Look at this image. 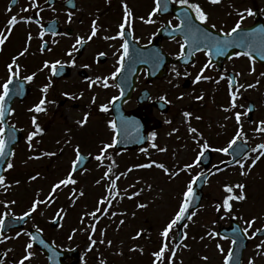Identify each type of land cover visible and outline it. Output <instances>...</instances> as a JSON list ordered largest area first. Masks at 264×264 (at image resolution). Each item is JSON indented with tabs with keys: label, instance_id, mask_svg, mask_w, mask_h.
I'll list each match as a JSON object with an SVG mask.
<instances>
[{
	"label": "snow or ice",
	"instance_id": "obj_1",
	"mask_svg": "<svg viewBox=\"0 0 264 264\" xmlns=\"http://www.w3.org/2000/svg\"><path fill=\"white\" fill-rule=\"evenodd\" d=\"M15 2L16 0H13V4ZM222 2L223 0H207V3L210 5H220ZM45 3L49 4L51 7L50 0H45ZM68 3L72 4V0H68ZM170 4L176 5L181 9L180 15L177 16V19L180 21V23L172 27L171 33L179 32L185 37L183 42L180 44V52L177 59L187 63V61L191 57H194L197 52H204L205 56L207 57L206 63H204V65L199 69L191 83L196 85L204 81L215 82L216 84H219L221 81L226 79L228 83L230 103L227 106H222V110L224 112H233V110L237 109L238 107L244 110L234 112L237 128L235 130V134L229 139L227 145L224 147H213L209 140L205 138L204 133L197 127L192 126L191 121L194 117L193 112L183 111L182 115L185 118L184 122L187 124V132L190 134L193 143L197 146L196 155L192 162L185 163L182 167L175 165L170 168L164 162H158L157 160L151 159L149 148L142 147L140 151L149 157L148 162L134 164L122 172L116 171L118 168L117 161L109 152L110 149H114L116 145L122 142L119 138L121 135V129L117 127L116 120H109L107 122L108 126L113 130L112 140L111 142L102 143L98 154L93 157L99 162L98 167L106 168V170L103 172V175L95 181L97 185L107 181L105 184V193L98 198L96 206L92 211H86L83 214L80 219V225H82V227L73 228L71 230V234L68 236V240L71 241L78 232L87 233L88 243L84 249L83 255L80 257L81 264H88L86 259L88 253L96 249L98 245H107L108 247H111L113 244L111 239H105L107 234L106 227L100 229L101 238L99 240L95 238L97 226L101 219L105 217L115 218L117 216L127 217L129 215V213L126 211H110L114 207V202L122 201L125 198L131 200L140 197L145 191V188L148 190L152 189L153 185L150 183L145 184V187H141L136 191H132L131 193H129L128 188L123 190L119 188L118 181H120L122 177L127 178L128 174L134 169H151L156 167L161 169L163 173L169 178V180H173L180 176V174L183 172L190 173L193 168H199L202 164L203 158L206 155V152L213 151L230 156L229 160L221 161L220 163L225 165V167L238 166L240 169V175L242 177H247L250 175L252 168H254L257 163L261 161L262 158H264V142L258 143L254 147L250 146L249 137L247 136L242 123V117H247L251 112L254 111V107L250 105L245 108L244 105L238 104V100L243 95L242 90L247 91L248 89L256 88L260 83V79L257 78L254 83L240 82L239 78L243 75L242 71H234L232 74L222 72L218 78L205 75L207 71L215 67L212 60L213 55H226L229 60L240 58L242 56L247 57L251 62L249 74L251 75L252 73H255L257 56H259L261 61H264V29H257L251 32L244 31L243 22L246 19V16H254L256 12L250 7L244 8L243 10L236 9V15L238 16V19L235 21L234 26L230 27L228 30H225L224 28L217 27L218 22L212 21V12L207 10L201 4L200 0H154V7L148 13L147 19H145L143 16H141L140 19L144 23L154 24L156 23L154 17L160 12L167 13L169 11ZM72 6L75 8L74 4ZM122 7L123 18L122 22L118 26V32L113 36L103 37L105 40H122L120 48L117 50L118 59L116 61L117 66L115 67V71L111 72L110 75H95L94 77L85 76L88 89H92L94 86L102 87L104 89L110 87H117L120 89L118 96H113L107 103H101L98 105L99 111L103 113L109 112L110 107L114 105L116 101L125 96L124 88L120 87L119 84H110V80H116V78L125 70V61L130 55V44L126 37L131 35L134 13L127 4L126 0H122ZM30 8L38 9L36 12L37 17H39L40 13L44 10L40 8L37 0H30ZM29 10V8L21 9L22 12H27ZM8 11H11V6H9ZM52 11H56V9L52 7ZM229 14L231 15V13ZM73 15L74 13L72 11L67 13V22L69 24L73 22ZM22 22L36 23L39 25V38L41 40L39 51L41 53H44L45 51H51V48L48 46V41L44 39L47 33H50L53 37L57 35H70L68 32L58 33L54 26L45 28L40 19H33L32 16L18 17L17 15H12L7 21L6 28L0 29V53L4 51V46L12 35V31L15 26ZM171 23V21H168V25L171 26ZM161 27H164V25H161ZM99 31L100 25L98 23V19H93L90 34L87 35L86 38L85 36L79 34L75 36L74 43L66 52V55L71 58L69 61H62L60 59L50 61L46 59L43 61L42 67L37 69V71H32L30 74H22L24 69L20 63V59L29 53L31 41L33 39L32 33L29 32L25 46L16 55L11 57L10 62L6 63V77L2 82H0V190H2L4 193H8L15 186H19L21 184L20 179L9 181L6 174L10 171H14L16 168L14 163V157L16 156L14 145L18 142L17 133L24 131L22 128H18L15 123L8 122L7 118L16 113V109L9 105V97L13 94L18 97H22L25 92V84L32 83L36 79L38 72H43L45 69H49L51 76H56L63 71L65 64L75 68L77 66V59L73 56V53L79 52L80 48L84 47L89 41H92L93 38L97 36ZM173 39H175V36H173ZM53 43H58V41L53 40ZM186 45L191 46V50L187 54H185ZM237 48L244 50L233 51L232 53H229V49ZM116 54L117 53H114V55ZM106 55V52H98L96 56V63H100V58L105 57ZM160 62L161 58L157 53L154 66L159 67ZM144 63H147V61H144ZM194 66L195 65L193 64V67ZM80 67L90 69L92 66L90 64H83ZM171 72L174 73V77L173 79L168 80V84L172 85L173 88L180 87V84L173 83V80L181 78V76L187 79L192 75V73L188 71L187 67L184 69L183 73H181V71L177 70L175 65L172 66ZM259 75L260 77H264V72H261ZM51 76L48 78V83H45L39 89L42 95L40 96L38 102L27 109L29 113H33L30 118L32 130L27 132L24 140L28 146L29 152L33 154L29 155L27 159L23 161L25 165H27L28 161L31 160H41L44 157L51 158L57 155V151L48 150H40L37 153V149L42 142L41 140L37 139V137H42L45 134V128L41 126L40 122H38L37 114L43 113L47 115L49 111L48 106L57 103V101L48 98L49 91L52 87ZM61 95L68 100H80L84 97V92L81 91L77 94L64 91L61 93ZM184 95V93H181L176 98L178 100H182L184 99ZM194 98L197 101H202L204 99V93L202 92L200 95H197ZM158 99L162 106L170 105L172 103V101L168 99L166 93L160 95ZM96 101L97 96L93 95L91 97V104H96ZM90 116L91 111H86L82 119L76 121L77 125L84 127L86 124H88ZM194 118L196 120L202 119L201 116H195ZM231 118L232 117L230 116L224 117L225 120ZM121 123L124 127L125 140H127V122L122 120ZM165 123L171 124L172 121L166 119ZM252 123L256 125L253 129L254 133L264 135V120L252 121ZM220 127L224 128L225 125L221 124ZM138 129L139 125L137 124V130ZM69 131L71 130L69 129ZM178 131L179 129L173 128L168 133V136L171 137ZM157 136L158 133L153 131L148 137H140L139 139H146L150 141L151 149H154L159 153H167L168 148L166 146H161L156 142ZM64 143L65 145H69L71 144V140H66ZM57 144H60L59 140L57 141ZM185 147L187 146L185 145ZM58 151L62 153L64 148L61 147L58 149ZM88 155L91 156L90 153ZM173 155H175V153H173ZM85 160L86 157L81 152L80 145H76L75 158L71 161L70 170L67 172L66 176L52 184L51 190L47 196H45V198L41 199L40 193L37 192L35 198L32 199L30 206L19 215H17L12 210L13 207L17 205V200L10 199L0 201V205H2L4 209L2 212H0V245L11 240H18L22 235L29 237L28 241H26L23 245V251L19 253L18 257L15 255L11 257V264H30L32 259L36 256L34 244L37 242L45 249H48L51 246L48 242H46L45 239L42 238L41 234L43 233V229L39 227L35 228V232L23 230L16 231L14 236L8 235L6 228L11 229L12 227L11 224L8 223L9 220H11L13 223L27 222V220L31 219L33 214L37 213L38 211H40V214L43 215L44 212L41 210V206H44L45 209L49 207L55 202L56 194L58 190L62 188V186L67 187L69 185H77L78 179L75 178V175L77 173L83 174V172L88 171L86 167H83ZM105 161H108V163H105ZM249 161H251L250 164L248 163ZM212 169H215V171ZM212 169H208L207 171L201 170L196 175H193L191 180L186 184L185 190L182 192L181 199L177 205V209L161 227L159 232L160 241L158 247L156 250L151 252V264H183L182 260L177 261V255L178 252L185 249H190L191 247L189 244L185 243V241L189 239V233L187 231L189 228L188 222L194 223V217H196L200 209L204 207L203 205L196 207L195 202L198 201L200 197L197 195L194 185H196L197 182L201 180L206 182L210 175H215L216 173L225 170L224 168H221L220 165H213ZM40 176L41 173L36 172V174L28 176V181H35ZM136 183L139 184L140 181L138 180ZM129 188H135V184L129 185ZM246 188L247 185L242 182L235 184L226 182L223 185L224 195L222 196V199L214 204L217 213L223 211L225 214L231 215L233 219L243 221V226H237V228L233 229V237L231 238L232 245H236L239 242V238L241 237L247 240H252L256 239L260 235H264V227H254L261 217L253 215L249 219H244L243 215L237 216L234 214L239 210L234 208L233 202H243L248 199L245 191ZM236 190L239 191L237 192ZM84 196L85 192L83 189L77 191V189L73 187L71 192L73 205L79 198ZM150 203L152 202H137L136 209H148L150 207ZM66 214V210L64 208H60L56 211L50 222L59 228H63L64 225L62 221L64 220ZM136 214V211H133L131 216L135 217ZM86 218L89 221L88 223L85 222ZM125 223V219H120L118 227L125 225ZM145 235H148L150 238V233H148L146 229L140 228L135 232L131 239L140 240L143 239ZM218 236H220V233L214 230H209L206 232V237L209 239H214ZM206 237L205 235H202L200 236V240L203 241ZM222 238L229 239V237L226 236ZM216 248L221 253L225 251L220 244H217ZM68 251H71V249H68ZM129 251L140 252L143 254L145 248L141 245H133L129 248ZM9 253H15V249L7 248L0 252V264H6V261L9 260ZM119 255H123V252H120ZM260 256H264V239L260 240V242L256 245L255 256L250 257L247 260V264H256V257ZM58 257L59 252L56 248H52V254L48 256V260L50 262L55 261L56 264H59ZM201 259L207 261L209 257L203 256ZM99 264H106V261L101 259ZM223 264H239V261L236 257H234V252L231 248L224 256Z\"/></svg>",
	"mask_w": 264,
	"mask_h": 264
},
{
	"label": "rangeland",
	"instance_id": "obj_2",
	"mask_svg": "<svg viewBox=\"0 0 264 264\" xmlns=\"http://www.w3.org/2000/svg\"><path fill=\"white\" fill-rule=\"evenodd\" d=\"M139 1V0H138ZM127 4L130 6L134 13V19L133 22L135 23V26L139 29H142L143 26L141 25V16H146V7L144 4L141 6L139 4H133L131 0H126ZM140 2V1H139ZM245 8H252L255 12H258L259 14L264 15V0H245ZM114 5H120L122 7V0H115ZM233 3H231L232 7ZM231 7L229 5H224L222 8H219V12H222L221 9H223L224 15H228L230 12ZM123 8V7H122ZM238 9L241 7L238 6ZM5 9V8H4ZM117 13L119 17L116 15V23L114 27L119 26L120 22V16L123 18V12H119V9L117 8ZM122 10V9H121ZM0 12L2 10L0 9ZM260 14V15H261ZM252 17V16H251ZM144 40L142 36H139L138 41ZM12 44V42H11ZM25 46V45H24ZM39 46V45H38ZM38 51V47H36ZM117 54L112 55L113 58H116ZM28 57V55H26ZM172 66L169 68V73L167 78L164 81L157 82L153 87L149 89L152 98L159 97L160 95L167 94L168 99L172 101V103L169 105V112L166 116L161 117L160 115H157L155 113V118H157L159 121H161L163 124L161 130L158 132L157 136V143L160 142L163 143V146H166L168 148V152L161 155H158L156 159H158V162H164L167 166L170 168L178 165L183 166L185 163H191L194 159L193 153L196 152V145L193 143L190 134L187 132V124L184 122L185 118L182 115L183 111H187L189 109L188 107L191 106L194 117L195 116H201V120H196L194 117L191 121L192 126L197 127L199 130H201L204 133L205 138H207L211 145L213 146H220L223 141L229 138L231 135L230 133L234 131V123L231 119L225 120V116L227 115L223 110L222 106H226V100H225V94L221 90V85L216 84L215 82L213 84L209 85H194L192 87H189L186 90H182L181 84L183 82V76L181 78L173 80V83H179V88H173L172 85L168 84V80L173 79L174 73L171 72ZM237 71L241 68L239 66H236ZM181 71L182 70L178 69ZM264 72V71H259ZM255 73H258L256 71ZM251 78V77H250ZM242 79V77H240ZM192 81V80H191ZM190 84H192L190 82ZM101 87L94 86L89 92H86L84 94V97L80 100H70L74 103H80L84 105H91V97L93 95L97 96L96 104L98 103V100L107 103L108 97L110 96L106 92H102L99 90ZM52 87L49 91L48 96L51 98L52 96ZM220 91V94L217 96V92ZM251 94H247L248 98H251L255 101V103H258L259 112L260 114H263L264 109V88H259L258 93L256 92L254 94V89L252 90ZM204 93V99L202 101L195 100V96L200 95L201 93ZM181 93H184V99L178 100L176 97L179 96ZM55 95V94H53ZM113 95V94H111ZM64 97L62 95H59L57 100H62ZM199 102V103H198ZM94 104V106L96 105ZM55 105V104H54ZM98 106V105H97ZM97 106L93 107V110L91 111V116L89 118L88 124H86L83 128L84 130L81 131L78 129V126H74V128L69 131V134H72L75 139L76 145H80L82 143V140L84 142V139L78 138L75 134L80 132V135L85 136L86 142L89 145H96L100 148L102 143L110 142L112 138V131L110 127L108 126V121H99L97 118H100L97 116ZM204 109L203 111H197ZM66 108H59L57 107V111L61 114L63 111H65ZM86 112V111H83ZM74 118H67L71 115H63L61 118L58 119V129L54 133L53 131H47L45 134L40 137L39 139L42 141L37 149V153L40 150H48V151H57L59 153L56 157H44L41 160H31L28 161V164L23 166L24 168L21 169V173L23 171H26L25 175H33L36 174V172H40L41 176L35 180L29 182H25L24 186L21 184L19 186H15L12 189V193H9L11 196L9 199H15L17 201H20L19 199L21 197H30L27 199L24 198L23 202L27 207L31 204L32 199L35 198V195L37 192L40 193V198L43 199L51 190L52 184H54L59 179L63 178L65 176V173L68 169V163H70V159L72 158V151L67 147L64 149L62 153L58 151L57 148H53L49 144L52 141V136L57 135V139L60 141L59 146L64 143L62 141L65 137L67 138V127L69 126V122L79 119L84 113L81 112H74ZM259 114V115H260ZM258 115V114H257ZM91 118H93L91 120ZM96 119V120H95ZM171 120V124H166L165 120ZM225 125L224 128H221L220 125ZM76 127V128H75ZM177 128L179 129L178 132L174 133L171 137L168 136V133L173 129ZM255 126H250L249 129H247L246 133H249L248 137H250L251 140L256 141V135L253 131ZM230 134V135H229ZM228 135V136H225ZM82 136V137H83ZM44 143V144H43ZM226 143L223 142L222 146ZM261 143V140H260ZM87 144V146H88ZM24 145V144H23ZM185 145L187 147H185ZM90 148V147H88ZM88 148L81 147V150L86 153L89 152L87 150ZM96 152V151H95ZM151 156V151H149ZM175 153V155H173ZM33 153L30 152L29 155H32ZM27 154L22 153V159L25 161L28 157ZM15 159V165L19 166L17 161H20V154H17ZM148 156H146L144 153H127L120 157L117 161L118 168L116 169L117 172L125 171L128 167L134 165V164H140V163H147L148 162ZM151 159H153L151 157ZM155 160V159H153ZM52 161V162H51ZM24 164V163H23ZM98 163L92 164L87 167L88 171L83 172V174L78 173L75 175V178L78 179L77 185H70L67 188V191L64 192V196L67 193L66 197H62V193L59 194V198L57 196L58 200H55L54 203H52L49 207L45 209L44 206H41V210H43L44 214L41 215L40 211L36 213V218L34 220V223H42L43 228L45 229V233L48 234L49 237H52V240L57 241V245H55L57 248L61 249H69L72 247H76L79 250L80 257L84 253V249L88 243L87 241V233L84 232H78L73 240L67 241L63 238L67 235L65 232L66 227L68 226H74L76 227H82L78 221H76V218L83 216V214L86 211H92L93 208L96 206L97 199L102 196L105 193V184L107 181L102 182L100 185H97L95 181L99 179L102 175L99 172V169L97 168ZM18 168V167H16ZM104 169V167H100V170ZM57 170V172H49ZM240 169H238L236 172V178L234 179V184L238 182L245 183L248 188L249 193V201L243 202L242 206L239 210V215H243L244 219H247L251 215L248 213H258V210L262 212L264 208V158L260 162L259 168H252L250 175L247 177H242L240 175ZM48 175L47 180H44L45 176ZM24 174V173H23ZM193 175V169L191 172H183L180 174V176L176 177L173 180H169V178L163 173L161 169H158L156 167H153L151 169H134L131 173L128 174L127 178H121L120 181H118V186L121 190L128 188L129 193L132 191H136L141 187H145V184L150 183L153 185L151 190H148L145 188V191L141 194L140 197L134 198V199H127L125 198L122 201L114 202V207L110 211H116L119 207L121 211H126L129 213L127 217H121L117 216L115 218L106 217L105 219H101L100 223L97 226V233L95 238L99 240L100 237V229L107 228V234L105 239H111L113 241V244L111 247H108L107 245H98L96 249H94L92 252L88 253L86 259L88 261V264H99L101 259H104L106 261V264H151V252L155 250L158 247V242L160 240L159 232L161 230V227L166 223V221L170 218V216L174 213V211L177 209V205L181 199L182 192L185 190L186 184L191 180V177ZM232 182V174H230L228 171H225L223 173H220L219 175H215L212 177V179L208 182V187L205 190L206 196H208L207 200L205 198V201L203 202V208L201 209L200 213H197V216L194 218V223H189V228L187 229L189 233V239L185 241V243L189 244L191 247L190 249H185L180 252H178L177 255V261L182 260L183 264H220L222 261V257L225 253H221L218 249L216 250L215 246L219 244L217 241V238L209 239L206 237V232L209 230H215V224H225L227 219L231 217L229 214H225L223 211L220 213H217L214 207L215 202L212 200L213 198H218L219 201L222 199V191L220 188L221 182L226 180ZM27 178V177H24ZM140 181L139 184H137V181ZM135 184V188H129V185ZM73 187L79 191L80 189H83L85 192V196L79 198L74 205H71L72 199L71 192ZM70 189V190H69ZM237 192L239 190H236ZM22 192V193H21ZM3 191L0 190V197L3 195ZM21 193V195H20ZM67 199L68 201V211L67 214L62 221L63 228L60 231L55 230H48L46 226H48L49 221L54 216V213L59 209L60 204L64 202V200ZM141 200V201H140ZM3 201V200H0ZM137 202H152L150 203V207L145 210H137L136 204ZM119 206V207H118ZM24 207V206H23ZM22 209L18 207H13L14 212L16 214H20L21 211H23L25 208ZM3 206L0 205V212H2ZM118 211V210H117ZM133 211H136V216L132 217L131 213ZM74 212L76 213L74 215ZM119 212V211H118ZM125 219L126 223L123 226H119V220ZM86 221L88 219L86 218ZM85 221V222H86ZM202 222L204 227L202 231H199L198 236H195L193 238L194 230L199 228L197 225V222ZM33 224V220L32 223ZM257 225V224H255ZM254 225V226H255ZM258 227V226H256ZM140 228H144L147 230L148 233H150L149 236L140 239V240H132L131 237L135 234L137 230ZM137 229V230H136ZM59 230V229H58ZM135 230V231H133ZM71 233H69L70 235ZM68 235V236H69ZM205 235V239L203 241L200 240V236ZM148 240H152L151 244ZM52 242V241H51ZM22 241L16 242V245H22ZM223 245H221L224 250L225 246L224 243L221 242ZM149 244V246H148ZM258 244V241H254L249 246L248 250L245 253L244 256V264H247V260L250 257L255 256L256 251V245ZM15 246H12L10 243H6L0 246V249H7V247H11L14 249H17ZM133 245H141L143 247H146L148 249L147 252L144 251L143 254L140 252H133L130 254L129 248ZM20 249V248H18ZM23 251V250H22ZM15 250V253H9V260L6 261V264H11V257L14 255L18 257L19 253ZM36 256L32 259L30 264H46L45 259L41 256V254L36 251ZM120 252H123V255H119ZM203 256H208L209 259L207 261H204L201 259ZM113 257H117L114 259ZM114 261V262H113ZM81 264V260L80 263ZM256 264H264V256L256 257Z\"/></svg>",
	"mask_w": 264,
	"mask_h": 264
},
{
	"label": "flooded vegetation",
	"instance_id": "obj_3",
	"mask_svg": "<svg viewBox=\"0 0 264 264\" xmlns=\"http://www.w3.org/2000/svg\"><path fill=\"white\" fill-rule=\"evenodd\" d=\"M17 1L18 6L19 3L22 2V0ZM53 1L54 5L52 7L59 8L56 11H52V7L46 6V8L40 13L39 17L36 16V13H29L28 11L25 12V16H32L33 19H40L42 21L41 23L43 24L51 20H56L59 28L58 33H70L69 36L57 35L55 37H44L45 39H47L49 47L51 48V51H46L44 53L45 55H49L50 61H54L56 59H60L62 61H69L71 58L66 55V52L71 48V45L74 43L75 36L79 34L85 36L86 38L87 35L90 34L93 19H98L100 31L98 32L97 36L94 37L92 41H89L81 50H79V52L73 53V56L77 59V66L75 68L70 67L68 64H65V74H67V78L58 81L52 80V100H54V98L56 99L58 94H61L64 91H69L77 94L81 91L84 92L85 89L88 87V84L85 81V76L94 77L95 75H110L111 72L115 71L116 64L111 59V52H113L115 48L119 49L122 43V40L120 39L105 40L103 38L104 36H113L119 30V28L114 27L117 20L115 18V12H112L109 7V4H107L108 0H75L77 9L72 11L74 13L72 18L73 22L70 24L67 22L68 12H66L65 14L58 13V11H61V7L67 0ZM139 1L141 5L144 4L146 7L145 18L147 19L148 13L154 7V0ZM139 1L131 0L133 4H138ZM8 2L9 1H7L6 3ZM27 2L30 3V0H27ZM37 2L41 4L45 3V0H37ZM200 2L207 10L212 12V21L218 22L217 27L224 28L225 30H228L230 27L234 26L235 21L238 19V16L236 15V9H238L237 7L240 6V10H243L245 8L244 6L246 3L245 0H223L220 5H210L207 3V0H200ZM231 3H233L232 7ZM226 4L231 7L229 12L231 13V15L229 13L228 15H224L223 9H221L222 12H219V8H222V6ZM154 19L156 20V23H147V27L149 26V31L147 33V40L145 42H148L153 38L154 34L161 27V25H168V21L172 22L171 27H174L175 25L179 24L175 16L173 17L169 13H166V15L164 16L156 15ZM30 25H33L32 29L36 32V34L32 36H38L40 32L39 25L36 23H28L27 26L30 28ZM249 25V16H246V19L243 22V28H246ZM133 26L134 25L132 24V36L136 33L137 30V28ZM29 28H23L21 35H24V37L27 36L30 32V30H28ZM53 40L58 41V43H53ZM182 42L183 41L180 38H176L172 41H162L161 48L171 57L177 58L180 52V44ZM100 51L106 52L107 55L105 57L100 58V63L97 64L96 56L97 53ZM44 54L41 55L36 52H30L28 58L29 62H26L25 58H21L20 63L24 69V72L22 74H30L32 71H37V69L42 67V65H38L36 64V62L41 60L44 57ZM206 61L207 58L204 52H197L193 58V63L186 67L187 69L196 70L201 68L204 63H206ZM246 61L247 59L244 57L226 60L222 64V72H226L228 74V69H232L236 66H243ZM83 64H90L92 67L90 69L80 67ZM193 64L195 66L194 68H191L193 67ZM5 65L6 63L0 65V82H2L3 79L6 77ZM186 67L182 68L185 69ZM214 69L215 67L209 70L208 75H210ZM48 75L51 76V72L49 69H45L43 72H38L36 79L32 83L28 84L31 88L29 96L22 102L15 101L12 105V107L16 109V113L8 117V122L15 123L18 128H22L24 131L20 133L23 135L27 134L28 131L32 130L30 127V118L33 113H29L27 109L33 104H35L38 97L42 95L39 89H37V86H42L45 83H48V77H46ZM143 88L144 87H141V90ZM67 100L68 99L66 98L62 100V102H60V105L66 107L67 113L72 117L75 114L74 112H81L82 110H85L87 108L86 105L73 104L72 102L69 103ZM127 104H129V106H127ZM135 105V100L131 99L129 103L127 102L125 104L124 108L125 110H132L136 107ZM48 108L49 111L47 115L43 113L37 114L38 122H40L41 126L45 128V132L54 131L58 120L57 106L49 105ZM97 112L99 116H103V118L106 115V113L100 112L99 109L97 110Z\"/></svg>",
	"mask_w": 264,
	"mask_h": 264
},
{
	"label": "water",
	"instance_id": "obj_4",
	"mask_svg": "<svg viewBox=\"0 0 264 264\" xmlns=\"http://www.w3.org/2000/svg\"><path fill=\"white\" fill-rule=\"evenodd\" d=\"M133 136H134V132L131 129H127V137L128 138H127V140H125V137H124V128H122V133L120 135V140L122 142H126V143L132 142V140L134 138ZM43 251L46 253L47 252V249H43ZM46 254H47V256H49V255L52 254V252L51 253H46ZM67 254L68 255H71L72 258L74 259V262H75L76 258H75L74 253H72V252H69V253H61V254L59 253V257H58L59 264H64L63 261H64V259H65V257H66ZM49 264H56V262L55 261H51V262L49 261Z\"/></svg>",
	"mask_w": 264,
	"mask_h": 264
}]
</instances>
